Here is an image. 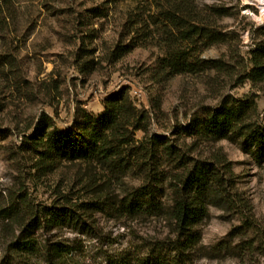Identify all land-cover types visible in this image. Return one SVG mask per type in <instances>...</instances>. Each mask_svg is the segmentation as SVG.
<instances>
[{
    "label": "rangeland",
    "instance_id": "rangeland-1",
    "mask_svg": "<svg viewBox=\"0 0 264 264\" xmlns=\"http://www.w3.org/2000/svg\"><path fill=\"white\" fill-rule=\"evenodd\" d=\"M1 1V15H9ZM11 1L9 25L0 28V208L6 206L0 212V264H106L108 257H139L152 249L167 258L173 255L168 243L179 236L167 216L121 208L127 193L142 184L137 171L111 178L78 161L38 173L31 154L20 150L42 114L60 131L82 127L103 119L104 100L122 87L138 108L150 111L149 134L180 144L190 159L217 157L230 169L231 208L209 207L194 228L198 243L181 264H264V160L257 161L239 138L201 141L183 129L229 98L253 99L264 123V82L253 84L244 77L251 51L264 40V0H196L201 9L217 4L227 11L216 18L219 42L189 48L194 56L218 61L220 68L172 76L159 69L164 46L138 38L144 27L133 32L129 20L136 6L156 12L154 1L161 0ZM82 42L89 49L78 58ZM118 44L123 47L116 55ZM82 60L88 65L84 73L77 68ZM135 136L144 137L142 131ZM175 167L172 162L160 170L179 173ZM109 179L104 190L93 189ZM169 185L164 182L157 192L165 205L170 204ZM18 189L37 206L74 210L82 223L27 226L33 214L7 206L9 193ZM239 199L251 212L241 208ZM18 237L34 239L40 252L17 250L11 242ZM55 242L69 245L71 252L57 257L45 249Z\"/></svg>",
    "mask_w": 264,
    "mask_h": 264
},
{
    "label": "trees",
    "instance_id": "trees-1",
    "mask_svg": "<svg viewBox=\"0 0 264 264\" xmlns=\"http://www.w3.org/2000/svg\"><path fill=\"white\" fill-rule=\"evenodd\" d=\"M1 2L11 15L12 1ZM154 7L156 12L151 11V8L144 10L136 6L130 13L129 20H132L133 32L138 33L144 27L138 38L142 37L144 41L153 39L164 46L165 55L159 59L162 74L172 76L220 68L218 61L194 56V49L189 48L196 44L204 48L220 41L222 35L215 31L214 26L216 18L226 14L224 7L214 4L201 9L196 0L154 1ZM3 12L0 9V28H7L9 15H1ZM121 47L123 46L118 44L114 54H119ZM88 49L82 42L78 58H82ZM250 55V67H244V77L253 84L264 82V40L257 43ZM77 68L84 73L88 70V65L82 60ZM104 103L107 115L103 119H92L82 127H68L63 131L54 127L51 119L42 114L35 132L23 140L20 150L31 154L33 168L38 173L52 170L59 164L78 161L91 168H100L111 178L137 171L142 176V184L127 193L120 203L121 208L130 214L167 216L173 222L179 239L168 243V250L173 252L168 258L161 252L154 253L152 249L150 253L139 257H108L106 264H181L198 243L199 236L194 228L207 216L209 207L216 206L224 210L231 208L234 200L229 196L230 169L217 157L190 159L180 148V144L157 133L149 134L147 129L151 120L150 111L144 107L138 108L126 87L107 97ZM183 129L196 135L201 141L239 138L257 161L264 160V123L259 118L257 104L253 99H224L218 107L190 119ZM136 131H142L144 137L136 139ZM172 162H175V168L181 170L179 173L169 174L160 170L164 164ZM220 164L223 168H219ZM91 176L94 175L91 174L89 178ZM110 181L111 179L95 183L93 189L102 191L104 184ZM166 181L171 190L168 205L163 204L160 197L157 198L159 186ZM20 190L22 189L9 193L11 202L7 206L13 207L15 204V207L29 210L33 215L27 226L82 223L74 210L55 204L37 206L27 194H19ZM96 203L101 204L95 202L94 205ZM239 203L241 208L247 206L243 199H239ZM5 207L0 208V212L5 213ZM247 209L251 212L250 206ZM11 244L28 254H36L41 249L34 239L22 240L18 237ZM46 248L57 257L71 252L69 245L60 242L52 243L50 247L45 246Z\"/></svg>",
    "mask_w": 264,
    "mask_h": 264
}]
</instances>
